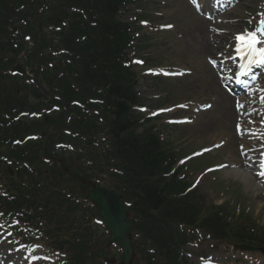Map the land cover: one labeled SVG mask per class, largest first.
I'll use <instances>...</instances> for the list:
<instances>
[{
    "label": "rangeland",
    "instance_id": "374dc122",
    "mask_svg": "<svg viewBox=\"0 0 264 264\" xmlns=\"http://www.w3.org/2000/svg\"><path fill=\"white\" fill-rule=\"evenodd\" d=\"M228 1L225 0V2ZM199 3L201 8L209 12L210 21L203 15L195 13L186 0H140L128 7L131 11L124 17L125 21L133 20L138 12L146 11L149 15L147 19L153 26L152 29L147 26L138 27L133 34L134 53L145 63L140 68L141 75L143 70L155 68L172 72L186 69L191 73L189 76L185 75L174 80L158 78L156 81L143 76L139 79L138 75L136 91L142 94L141 99H145L144 107L153 111L182 103L211 102L210 111L200 113L191 125L176 127L173 129L174 133L169 132L170 130L165 127H158V130L164 132L162 140L181 147L185 154L200 146L211 145L222 138L225 139L230 133L234 135L233 127L238 117L235 110L231 112L228 104L218 94L219 83L207 64V58L214 56L209 54L210 51L201 52L205 51L209 45L213 46L214 53H220V50L225 51L233 33L245 32L253 28V26L249 27L250 18L243 19L248 8L242 6V3L234 8L232 6L235 5V1H232L225 5L227 8L224 14L216 15L213 10L218 4L217 0H199ZM161 25H171L172 30L159 33L156 28ZM209 72L213 75L217 86L209 76ZM155 97L157 100H153ZM214 97L216 98L215 107ZM230 106L232 107L231 103ZM193 115L192 108L187 113L178 112L162 117L161 120L165 122L173 117L192 118ZM154 124L158 125L156 122ZM229 148L225 147L215 152L211 161L237 163L235 159L230 158V155L228 156ZM220 175V180H224L225 183L215 185L218 192L208 190L210 197H214L217 205L223 204L232 213L241 202L242 209L264 227V190L258 189L260 185L255 182V179L249 176L248 181L241 180L235 171H228V169ZM248 183L251 188L247 187ZM226 186L230 188L229 191L224 189ZM221 250L222 247L212 250L211 261H226V253L219 252ZM186 251L191 254V257H188L192 264H198V258L194 256L196 248L189 247Z\"/></svg>",
    "mask_w": 264,
    "mask_h": 264
},
{
    "label": "trees",
    "instance_id": "16d2710c",
    "mask_svg": "<svg viewBox=\"0 0 264 264\" xmlns=\"http://www.w3.org/2000/svg\"><path fill=\"white\" fill-rule=\"evenodd\" d=\"M34 1L35 0H32L30 4L29 0H0V68L11 63V61L7 59L6 53L10 51V46L12 45L10 43H14L15 41L13 29L16 28L17 32H19L20 29V26L16 27L15 23L23 19V17H30L29 20L26 19L25 21L27 24H30V21L33 23L32 21H34V19H31L33 16L30 14L29 10L32 8V3ZM92 1L96 5L94 7L97 8L95 13L92 10L93 8H87L88 10H84L86 19L77 22L75 33H82L81 36L86 39V41L77 44V48L87 50L96 45L101 49H105V56L110 55L116 51L115 48L119 45L117 42H121V38L127 34L125 31L126 28L116 20L117 9L122 0ZM19 7L23 9L20 10ZM15 8L17 12L12 13ZM24 10H27L25 11L27 14L24 13ZM95 15H99V17ZM39 21L41 20L39 19ZM90 22L95 25H90ZM22 28H24V26H22ZM77 51L80 52L78 49ZM89 78H91L90 80L93 83L92 88L96 91L102 90L103 81L101 78L96 76L92 78L91 75H89ZM111 86H113V89H111L109 97H102L97 94L96 91L93 92V96L102 99L105 104L106 102L117 103V111L110 106V108H112L111 116L113 120H111L110 115L105 112L106 110L102 111L101 115L104 118L105 124L110 126V139L114 141L119 157L126 163L127 180L130 182L134 191V197L138 200L136 204L137 212L146 213L147 211H159L161 215H164L169 211H174V203L177 201L172 199V191L165 189L167 187L161 188L156 186L151 179L160 165L159 144L155 136L147 134L138 137L134 134L131 125L127 122H123L124 115L128 110L127 108L122 110V103L120 104L122 99H120L118 88L114 84ZM90 94L91 92L89 91L88 96L83 95L81 90L65 94V96L62 97V102H65L63 105H60L59 108L62 110L65 105L69 109L72 100H75L77 97L88 100L91 98ZM0 108H5V105L0 103ZM51 115H53V113ZM54 115L58 116V114ZM83 122L87 124L84 120ZM93 123H95V121H92L89 126L91 129H96L97 126L93 127ZM71 124L75 125L77 128L83 125L79 121H72ZM101 127H103V125H101ZM31 128L41 130L42 126L38 123H34ZM29 130H31L29 127L27 128L20 124L12 126L7 131L0 130V144L10 145L15 139L14 137H21L26 133H30ZM54 142L55 137L54 132H52L47 140L41 138L39 142L30 146L28 153H26V157H22L25 155V152L18 146L14 147L12 150L10 148H5V151L17 162L26 163L29 171L27 172V170H25L23 174H26L29 179H35L40 176L39 171L44 169V161L51 160L52 153H50L49 145ZM35 148L37 149L36 152L32 153L31 150ZM55 166V163L52 162V170ZM46 169L50 170L48 168ZM123 181L126 183L124 178ZM71 242H73V238ZM259 242V239H255L251 244L255 245ZM147 244H151L152 247H154L155 253L152 252L146 255V257H144L145 253H143L141 264H175V260L177 261L178 257L176 252L178 246L169 232H164L159 236L149 234V236H147ZM81 247L82 245H79L77 248L81 249ZM82 257L83 254H79L75 261L74 255L70 264H83ZM161 259L162 261L160 262Z\"/></svg>",
    "mask_w": 264,
    "mask_h": 264
},
{
    "label": "snow or ice",
    "instance_id": "6c2138e0",
    "mask_svg": "<svg viewBox=\"0 0 264 264\" xmlns=\"http://www.w3.org/2000/svg\"><path fill=\"white\" fill-rule=\"evenodd\" d=\"M262 37H264V14H261V19L255 30L238 34L235 37V51L241 59L248 57L250 64H264V47H258V45L264 44ZM237 128L239 131V125ZM262 166H264V162H262Z\"/></svg>",
    "mask_w": 264,
    "mask_h": 264
},
{
    "label": "water",
    "instance_id": "95a60500",
    "mask_svg": "<svg viewBox=\"0 0 264 264\" xmlns=\"http://www.w3.org/2000/svg\"><path fill=\"white\" fill-rule=\"evenodd\" d=\"M64 169L67 170V172L71 175V176H76L77 171L74 169H71L69 164H64ZM94 199L96 201H98L95 197ZM101 207V212H102V216L104 217V219L107 221V223L109 224V222L114 218V211H111L108 209L107 205H102Z\"/></svg>",
    "mask_w": 264,
    "mask_h": 264
},
{
    "label": "bare ground",
    "instance_id": "6f19581e",
    "mask_svg": "<svg viewBox=\"0 0 264 264\" xmlns=\"http://www.w3.org/2000/svg\"><path fill=\"white\" fill-rule=\"evenodd\" d=\"M258 47H261V46L258 45ZM208 124H209V123H208ZM207 127H209V126H207ZM231 142H232V141H231ZM231 142H230V144H231ZM230 147H231V146H230ZM231 150H233V147L230 148V151H231ZM242 178H243V179H242ZM242 178H241L242 180L248 181L247 179H245V178H246L245 176L242 177ZM247 187H248V188H251V185L248 183Z\"/></svg>",
    "mask_w": 264,
    "mask_h": 264
}]
</instances>
